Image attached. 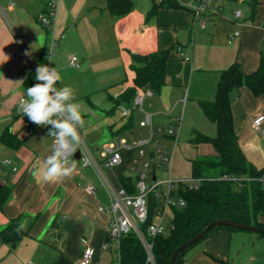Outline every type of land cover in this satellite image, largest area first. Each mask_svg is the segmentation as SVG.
Masks as SVG:
<instances>
[{
	"label": "crops",
	"instance_id": "1",
	"mask_svg": "<svg viewBox=\"0 0 264 264\" xmlns=\"http://www.w3.org/2000/svg\"><path fill=\"white\" fill-rule=\"evenodd\" d=\"M50 1L54 0H0V57L3 53L9 57L0 63V185L10 190L0 207V231L19 218L26 232L14 247L0 240V264H77L86 247L93 250V264H114L118 244L107 236L108 214L99 210L110 200L96 172L73 156L68 158L76 165L71 175L43 179L41 169L52 154V138L43 126L32 130L24 126L28 117L18 110V102L30 87L26 77L41 63L58 68L62 85L71 86L82 104L84 124L78 130L96 146L95 152L109 143L117 146L123 140L132 145L147 139L151 128L140 122L150 114L152 127L163 131L153 134L162 139L171 157L167 170L151 167L150 172L157 179L189 178L191 160L215 155L211 144L192 142L196 133L216 135V125L204 115L200 102L214 99L222 70L238 64L249 74L264 57V0H216L218 12L209 15L204 28L177 0H131L130 11L123 16L112 15L107 0H55L54 22L45 27L37 15L47 12ZM237 9L241 16L236 18ZM235 32L239 34L233 36ZM52 39L56 46L48 54ZM158 50H168L165 83L133 107L137 89L147 88L134 83L133 56ZM72 56L77 65L70 63ZM130 88L133 97L120 101ZM230 107L246 159L264 170V119L259 130L251 126L254 118L264 116V92L254 94L242 85L231 95ZM122 108H128L126 116ZM177 118L175 134L168 135L167 126ZM3 136L21 143L11 146ZM150 150L146 148L147 153ZM135 157V149L123 151L121 162L106 169L114 186L127 191L122 175L136 179L131 170ZM5 158L16 170L2 164ZM89 185L94 186L93 193L86 190ZM258 221L264 226V214ZM105 241L110 243L107 248ZM180 264H264V236L216 228L188 248Z\"/></svg>",
	"mask_w": 264,
	"mask_h": 264
},
{
	"label": "trees",
	"instance_id": "2",
	"mask_svg": "<svg viewBox=\"0 0 264 264\" xmlns=\"http://www.w3.org/2000/svg\"><path fill=\"white\" fill-rule=\"evenodd\" d=\"M131 7V0H107V8L114 16L125 15ZM167 61L168 50L134 55L132 68L135 72V85L157 92L165 83ZM34 76V72H31L26 77L25 84L34 85ZM242 85H247L254 94L264 92V57L257 69L249 74L243 73L238 64L222 70L214 99L200 102L204 115L216 125V135L196 133L192 142L211 144L215 155L197 156L191 160V177L200 179L199 186L196 190L179 188L178 194L184 199L185 205L172 207L170 217L173 229L167 235H158L152 239L156 264H169L172 252L213 220L229 219L264 229L258 221V216L264 214V170L257 169L246 159L238 144L230 107L231 95L237 93ZM133 95L134 89L130 88L121 96L120 101H128ZM2 139L14 147L21 143L14 137L3 136ZM223 176H234L238 180L223 179ZM135 180L129 176L121 177L122 185L130 193L134 191ZM9 192L7 186L0 185V207L7 200ZM148 196L150 218L147 222H150L159 202L154 194L150 193ZM23 225L21 219H12L0 231V240L9 244L17 243L26 234ZM216 228L239 229L218 226L210 231ZM187 249L177 256L174 264L181 263ZM117 251L119 264H148L144 247L132 232L120 237Z\"/></svg>",
	"mask_w": 264,
	"mask_h": 264
},
{
	"label": "built area",
	"instance_id": "3",
	"mask_svg": "<svg viewBox=\"0 0 264 264\" xmlns=\"http://www.w3.org/2000/svg\"><path fill=\"white\" fill-rule=\"evenodd\" d=\"M156 1L164 2L165 0ZM215 1L177 0V3L188 8L194 19L198 20L200 27L204 28L209 15L218 12V9L215 8ZM55 4V0L48 2L47 12L37 15L39 23L45 27H50L54 22ZM234 15L236 18L240 17L241 11L238 9L234 10ZM238 34V32H235L233 36H237ZM55 46V39H52L48 54L51 53ZM77 62L78 60L75 56L70 58L72 65H77ZM144 95H152V90L150 88L137 89L133 98V107L141 104V99ZM20 101L18 102V109ZM121 111L124 116L129 112L128 108H122ZM263 119V115L254 118L251 124L252 129L259 130ZM179 123L180 118L175 119L174 123L167 126L165 132L168 135H174L175 126ZM140 124L151 128L150 136L147 139L139 140L132 145L126 144L123 140L117 146L109 143L102 146L97 152L87 144L77 129L80 135V143L76 146L77 150L73 154H69L68 158L73 157L76 152H79L77 162L83 167H91L96 172L101 184L107 189L110 200L109 205L107 208L99 207V210L108 214L109 222L106 233L109 239L116 241L118 244L122 235L130 232L134 233L144 247L147 263L156 264L152 251V239L158 235H167L173 229L171 217L168 220V213H170L172 207H182L185 205L184 199L178 194L179 188L186 187L196 190L200 179L193 177L157 179L152 175L150 172L151 167L156 170H167L171 157L162 139L153 134L154 131L158 133H162L163 131L160 127L157 129L152 127L151 115L145 114ZM24 126L32 130L39 125L27 118L24 121ZM43 127L45 132L50 136L49 130L52 126L47 125ZM50 137L52 138V146L54 147V137ZM147 147L151 148L149 153L146 152ZM133 149L137 151V157L131 159V170L136 172L137 175L134 182L135 192L128 193L123 187H116L112 184L107 177L106 169L114 167L121 162L123 151H131ZM1 162L6 166H12V170H16V167L12 165L11 159L5 158ZM222 178L234 181L238 180L234 176H223ZM148 179L150 180L149 182ZM2 183H5V181L3 180ZM94 189L93 185L86 187V190L90 193H93ZM150 193L154 194L159 203L154 210L151 221L147 222L150 218L148 199ZM109 244L108 241H105L103 248L109 247ZM77 264H93V250L90 247L84 248ZM114 264H119L118 255Z\"/></svg>",
	"mask_w": 264,
	"mask_h": 264
},
{
	"label": "clouds",
	"instance_id": "4",
	"mask_svg": "<svg viewBox=\"0 0 264 264\" xmlns=\"http://www.w3.org/2000/svg\"><path fill=\"white\" fill-rule=\"evenodd\" d=\"M8 59L3 53L0 63ZM34 79L37 83L27 87L18 110L39 126H52L49 134L55 143L52 154L44 159L41 171L45 181H54L71 175L76 168L68 155L73 154L80 143L77 129L84 124L83 107L76 101L74 89L62 85L61 72L56 66L38 64Z\"/></svg>",
	"mask_w": 264,
	"mask_h": 264
},
{
	"label": "water",
	"instance_id": "5",
	"mask_svg": "<svg viewBox=\"0 0 264 264\" xmlns=\"http://www.w3.org/2000/svg\"><path fill=\"white\" fill-rule=\"evenodd\" d=\"M75 158L79 157V152H76L74 154ZM218 226H232L235 228L239 229H244V230H249L258 234H261L264 236V229L257 227L255 225H249V224H244L238 221L234 220H229V219H219V220H213L209 224H207L203 230L198 232L196 235L193 237L189 238L182 244H180L171 254V258L169 260V264H174L175 259L177 256L183 252L185 249H187L189 246L195 244L198 242L200 239H202L212 228L218 227ZM12 246L14 247L15 244L13 243Z\"/></svg>",
	"mask_w": 264,
	"mask_h": 264
},
{
	"label": "rangeland",
	"instance_id": "6",
	"mask_svg": "<svg viewBox=\"0 0 264 264\" xmlns=\"http://www.w3.org/2000/svg\"><path fill=\"white\" fill-rule=\"evenodd\" d=\"M86 140V139H85ZM86 142L88 143V145L91 147V148H96V146H93L90 142H88L87 140H86ZM99 146L101 145L100 143L98 144ZM159 171H161V170H159ZM183 173V176H185V174H184V172H182ZM190 173V172H189ZM186 174V176H189L190 174ZM164 175L162 174V173H159V177H163ZM190 178V177H189ZM171 216V214L170 213H168V217H170ZM168 220H169V218H168ZM115 242V244L117 243L116 241H114ZM117 245V244H116ZM11 246H12V244H11ZM115 246V245H114ZM116 247V246H115ZM115 247H113V250H115ZM13 251L12 252H15V248L14 249H12Z\"/></svg>",
	"mask_w": 264,
	"mask_h": 264
}]
</instances>
